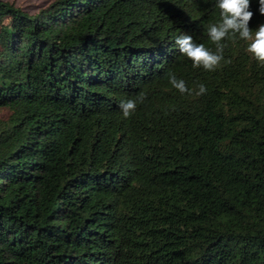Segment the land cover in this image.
I'll return each instance as SVG.
<instances>
[{
	"label": "trees",
	"instance_id": "obj_1",
	"mask_svg": "<svg viewBox=\"0 0 264 264\" xmlns=\"http://www.w3.org/2000/svg\"><path fill=\"white\" fill-rule=\"evenodd\" d=\"M219 22L216 0H0V264H264V64L175 44L215 51Z\"/></svg>",
	"mask_w": 264,
	"mask_h": 264
},
{
	"label": "clouds",
	"instance_id": "obj_2",
	"mask_svg": "<svg viewBox=\"0 0 264 264\" xmlns=\"http://www.w3.org/2000/svg\"><path fill=\"white\" fill-rule=\"evenodd\" d=\"M259 13L264 15V0H258ZM216 7L220 11V22L209 25L207 29L209 40L215 45V51L198 44L188 34L176 38L180 54L192 61L193 68H203L205 71H215L224 60L223 52L226 41L235 40L237 37L248 42L247 51L261 64H264V24L255 31L250 27L254 15L251 9V0H216ZM169 83L181 94H192L183 79H177L174 74H169ZM207 92L205 85H199L197 96ZM123 116L129 118L137 108V102L129 99L120 104Z\"/></svg>",
	"mask_w": 264,
	"mask_h": 264
},
{
	"label": "rangeland",
	"instance_id": "obj_3",
	"mask_svg": "<svg viewBox=\"0 0 264 264\" xmlns=\"http://www.w3.org/2000/svg\"><path fill=\"white\" fill-rule=\"evenodd\" d=\"M13 1L15 5L22 7L23 9L32 12L39 6L49 3L51 0H8Z\"/></svg>",
	"mask_w": 264,
	"mask_h": 264
}]
</instances>
